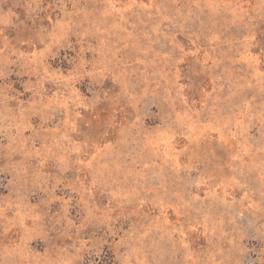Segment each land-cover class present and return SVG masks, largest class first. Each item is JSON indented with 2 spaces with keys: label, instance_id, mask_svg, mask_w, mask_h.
<instances>
[{
  "label": "rangeland",
  "instance_id": "obj_1",
  "mask_svg": "<svg viewBox=\"0 0 264 264\" xmlns=\"http://www.w3.org/2000/svg\"><path fill=\"white\" fill-rule=\"evenodd\" d=\"M264 264V0H0V264Z\"/></svg>",
  "mask_w": 264,
  "mask_h": 264
},
{
  "label": "trees",
  "instance_id": "obj_2",
  "mask_svg": "<svg viewBox=\"0 0 264 264\" xmlns=\"http://www.w3.org/2000/svg\"><path fill=\"white\" fill-rule=\"evenodd\" d=\"M113 255L106 251L101 257H97L94 261L95 264H114Z\"/></svg>",
  "mask_w": 264,
  "mask_h": 264
}]
</instances>
